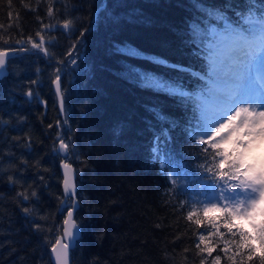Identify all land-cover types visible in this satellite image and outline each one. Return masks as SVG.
Listing matches in <instances>:
<instances>
[{
    "label": "trees",
    "instance_id": "obj_1",
    "mask_svg": "<svg viewBox=\"0 0 264 264\" xmlns=\"http://www.w3.org/2000/svg\"><path fill=\"white\" fill-rule=\"evenodd\" d=\"M196 3L0 0V50L17 51L0 78V264H52L50 247L64 217L58 210L62 157L54 152L59 138L77 173L80 235L71 264H261L258 240L251 252L238 247L242 226L233 222L230 232L225 214L211 220L188 203L181 206L187 195L173 186L154 152L156 136L167 129L165 162L208 177L199 167L205 163L202 145L187 131L196 124L195 103L144 87L139 79L147 74L189 93L199 90L186 74L191 67L198 76L203 66L201 39L189 28L202 20ZM226 3L236 11L245 0H201L202 11ZM225 20L248 25L242 18L237 24L227 10ZM65 21H71L68 29ZM42 38L46 55L32 48ZM57 75L63 113L52 86Z\"/></svg>",
    "mask_w": 264,
    "mask_h": 264
},
{
    "label": "snow or ice",
    "instance_id": "obj_2",
    "mask_svg": "<svg viewBox=\"0 0 264 264\" xmlns=\"http://www.w3.org/2000/svg\"><path fill=\"white\" fill-rule=\"evenodd\" d=\"M256 2L260 4L259 8L255 2L245 0L244 6L236 11H233L235 5L227 3L223 6H206L207 12L202 11L204 6L201 0L193 5L202 20L190 24L189 28L193 35L200 37L205 54L200 75L192 76L195 69L191 67L186 74L200 84L198 92H186L181 84L147 74H141L139 79L144 87L179 97L185 103H195L193 119L196 124L187 131L191 139L199 138L205 153V163L199 167L208 173L209 181L203 182L199 192L195 193L204 199L195 202L204 205L206 215L213 211L224 213L225 227L230 232L237 227L233 223L235 220L244 221L251 231L237 227L240 236L238 247L251 252V242L258 240L261 264H264V0ZM226 10L237 18V24L242 18L250 26L240 30L224 24L223 31L217 32L215 28L209 30L203 24L204 20L209 23L225 20ZM70 25L71 21H65L63 27L68 29ZM33 47L43 49L42 44H34ZM129 54L138 53L129 50ZM7 59L8 54L0 51V69L6 66ZM72 63L76 61L72 60ZM172 67L181 70L180 66ZM60 80L61 77L57 75L58 96H62ZM154 118L168 123L163 113H154ZM155 139L157 159L167 158L165 148L170 140L167 129L162 128ZM209 148L214 154L209 152ZM67 149L68 145L61 141L59 150L66 152ZM257 149L261 151L259 157L256 156ZM209 158L211 163L208 162ZM64 169V191L71 198L75 194V185L67 164H64ZM173 175L170 174L169 179L175 187L177 181ZM24 199L28 197L24 196ZM187 203L181 201V206ZM23 211L27 213L29 209ZM191 216L192 213H189V219ZM72 217L73 212L69 210L64 221L65 242L58 239L56 244L59 247L53 248L55 264H68L69 250L78 232ZM237 232H232V235ZM204 239L200 237L201 242ZM248 259L251 260L252 256L249 255Z\"/></svg>",
    "mask_w": 264,
    "mask_h": 264
},
{
    "label": "rangeland",
    "instance_id": "obj_3",
    "mask_svg": "<svg viewBox=\"0 0 264 264\" xmlns=\"http://www.w3.org/2000/svg\"><path fill=\"white\" fill-rule=\"evenodd\" d=\"M224 24H226V23H223L221 26L211 25L209 27V30H211L212 28H215V30L217 32H221V31H223ZM35 43H36V45H39V42H35ZM45 46H46V44L44 43L43 48H45ZM72 60H74V57H71L68 59L69 65L70 64L73 65ZM260 155H261V151L259 149H257L256 156L259 157ZM169 164L171 165V167H169ZM162 165L163 166L167 165L166 172H167L168 176L170 174H175V175H173V178L176 179V181H177L176 185H178L186 193L187 198H188V204L190 205V208L192 209V211H201L205 214L204 205L202 203H196L195 202V200H203L204 197L203 196H196L195 193L199 192L203 182H209V181H207V178L206 177L199 178V177H196L194 175L188 174L184 171V169L182 167L177 166L173 162H169L167 164L163 161ZM68 202H69V200H68ZM66 209L67 208H65V210ZM221 214H224V213L213 211V212H209L207 214V217H209V219H211V220H216ZM234 223H237L238 225L247 229L249 232L251 231V229L248 228V225L242 220H235ZM253 242L257 243L258 241L254 240Z\"/></svg>",
    "mask_w": 264,
    "mask_h": 264
},
{
    "label": "water",
    "instance_id": "obj_4",
    "mask_svg": "<svg viewBox=\"0 0 264 264\" xmlns=\"http://www.w3.org/2000/svg\"><path fill=\"white\" fill-rule=\"evenodd\" d=\"M0 51H3V52H6L8 54V58L15 55L16 54V51L15 50H0ZM43 53L45 54V51L43 50ZM8 60V59H7ZM7 60H6V65H7ZM8 73V70H7V67L5 66L3 69H0V78H2L4 75H6ZM60 84V83H59ZM53 86H54V91L56 93V96H57V99H58V104H59V108H60V111L63 112L64 109H63V104L61 103V101H63V98L62 96H58L57 95V82H56V79L53 83ZM60 92L62 93L61 91V87H60ZM61 141L59 142L58 146H57V151L61 154V156H66L67 155V151L66 152H63V151H60L59 150V145H60ZM64 164H67L69 166V169L71 170V176H72V180H73V183L75 185V194L74 196H72V206L71 208H69V210H72L73 212V217L72 219L74 220V222L76 223L77 227H78V232L76 234V240L77 238L79 237V234H80V225L77 223V221L74 219V214H75V210L77 209L78 207V200H77V197H76V190H77V186H76V170L75 168L73 167L72 164L66 162L65 160L61 161L60 163V170H61V174H62V191H63V194H64V200L63 202L61 203V205H64L65 204V200L67 198V196L65 195V191H64V176H65V169H64ZM61 208V206H60ZM68 210V211H69ZM68 211L66 213V216H65V219L67 218L68 216ZM64 219V221H65ZM64 229H65V224L63 222V231H62V234H60L58 236V239L61 240V242H65V237H64ZM57 239V240H58ZM76 240L75 242L73 243V246L72 248L74 247L75 243H76ZM54 247H59L56 242L53 244V246L51 247V250H50V259H51V262L52 264H55V255L53 253V248ZM71 248V249H72ZM71 249L69 250V258H68V264H71V255H70V252H71Z\"/></svg>",
    "mask_w": 264,
    "mask_h": 264
},
{
    "label": "bare ground",
    "instance_id": "obj_5",
    "mask_svg": "<svg viewBox=\"0 0 264 264\" xmlns=\"http://www.w3.org/2000/svg\"><path fill=\"white\" fill-rule=\"evenodd\" d=\"M54 81H55V79L53 80V83H54ZM53 83H52V86H53ZM59 83H60V81H59ZM60 87H61V85H60ZM53 89H54V86H53ZM54 92H55V91H54ZM61 113H63V112H61ZM60 141H63V139L59 138L58 143H57V146H58V144H59ZM63 142H64V141H63ZM64 143H65V142H64ZM57 146H56L55 149H57ZM67 153H68V149H67ZM60 234H62V232H61ZM60 234H59V235H60Z\"/></svg>",
    "mask_w": 264,
    "mask_h": 264
}]
</instances>
